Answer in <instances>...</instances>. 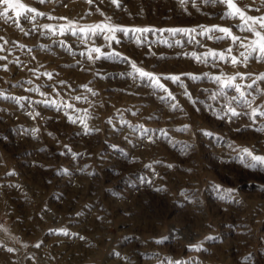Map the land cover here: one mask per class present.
Listing matches in <instances>:
<instances>
[{"label": "rangeland", "instance_id": "rangeland-1", "mask_svg": "<svg viewBox=\"0 0 264 264\" xmlns=\"http://www.w3.org/2000/svg\"><path fill=\"white\" fill-rule=\"evenodd\" d=\"M20 2L45 15L0 17V264H264V164L243 151L264 156V116L250 115L264 111V80L246 87L264 59L192 55L231 46L243 61L249 49L201 34L219 25L249 44L243 21L205 0ZM238 7L264 16V0ZM107 24L151 31L69 30ZM131 62L175 100L129 75ZM215 76H236L245 96Z\"/></svg>", "mask_w": 264, "mask_h": 264}, {"label": "snow or ice", "instance_id": "snow-or-ice-1", "mask_svg": "<svg viewBox=\"0 0 264 264\" xmlns=\"http://www.w3.org/2000/svg\"><path fill=\"white\" fill-rule=\"evenodd\" d=\"M41 2H44V0H41ZM89 3L92 2V0H88ZM182 3L186 2V0H181ZM205 2H215V3H220V4H225L227 6V8L229 9V11H227L225 13L226 16L228 17H232V18H239L241 21H243L244 27L243 30L250 32L252 34L253 37H255V39H253L251 41V43L249 44H245L244 41L247 40V37H240L238 35H235L232 33L231 29L228 27H221L219 25H214L208 28H205L203 30V32L201 34L203 35H208L209 39H229L231 41L232 44H238L240 47H244L245 49H249L250 51L247 52V54H245V52H241L240 53V57H243V61H241L238 57L236 56H230L231 52H232V48L231 46L226 49L225 51H215V50H209V52L205 55L201 56H196L195 53H193L192 55L197 59V60H203V62H207L208 58L211 57L213 60H223L225 62H227L229 60H231V63L233 65L237 64V63H241V62H246L253 53H257V59H264V31H260L257 29V25L259 26V29H264V16L261 17H253V16H248L246 15V11L244 9H241L240 7H238V0H205ZM113 4H116L119 7V3L118 0H112ZM192 3L195 4V0H192ZM0 5H4L5 7L3 8V11H0V17H4L6 20L9 18V11L10 10H15V17L17 18V26H19V19L21 16H23V18L25 20H29V21H35L37 16H43L45 15L44 13H40L38 12L36 9H33L31 7L26 6L25 4L21 3L20 0H0ZM247 5L245 6V9H247ZM28 13H32L33 15L29 16ZM44 28L48 29L49 31H54L50 26L48 25H44ZM72 31L73 35L77 34V31H79L80 33H83L85 36V39L87 38L88 34H92L95 35L97 34V30L100 33H104L105 34V38L108 39L109 41H113L116 39L115 37V33L116 32H123L125 34H129V33H134V32H140V33H144V32H148L151 31V29H127V28H123L120 26H114L111 24H107V25H95V26H89V28L87 29H79V30H73V29H69ZM65 31V29H61V34H63V32ZM168 31L172 32L173 34L176 33H189V32H195V29H169ZM215 32H220L223 33L222 36H213V35H209V33H215ZM27 34V33H26ZM2 39V38H0ZM139 40V38H137ZM3 50V47L0 46V51ZM95 52L99 55H103V53L101 52V49L98 47L92 48L89 50V52L87 53V58L88 59H94V57L92 56V53ZM229 54V55H226ZM85 53H81V55H84ZM99 55H97L95 58H99ZM120 54L119 53H115L113 52L111 54V57H119ZM0 59H6V57H0ZM127 59V58H125ZM131 67L134 70V73H129V75H133V78L135 79L136 76H138L140 79H147L149 81V86L157 88L161 91H164L165 93H167L166 96L161 97L162 100H175V96L172 95L171 92H168L167 88L160 83L161 77L157 76L154 73H150L147 71H144L142 68L138 67L135 62H131ZM5 70L6 67H5ZM46 75H48L49 79H51V73H47ZM191 76V74H188ZM236 76H240L241 79L244 78L243 74L237 73ZM236 76H232L229 77L227 80H221L220 76H215L212 77V79L217 82L218 84H220L222 87H232L234 88V90L236 92L239 93L240 97H244L245 96V92L241 89V86L239 84H234L233 82L236 79ZM165 79H171L173 82H178L180 81V76H168V77H164ZM192 79H197V77L195 76H191ZM257 80H264V75L258 76L255 80L252 81L251 84L246 85L247 88H252L256 83ZM183 86V85H182ZM86 87V86H85ZM89 91H91V89H89ZM95 94V93H93ZM185 95L189 96V99H191V96L189 93L185 92ZM19 99H25V98H17V102H19ZM75 99L79 100L81 99V97L77 96L75 97ZM212 99H216L215 96L212 97ZM233 99H235V97H233ZM193 103H195V101H193ZM67 107H72V105H67ZM171 107L173 108V110H175L176 108L179 107L178 104H172ZM249 107H251V104H249ZM225 112L226 114L230 113L231 116L236 117L241 115L240 112H237L235 107L231 106V103H229L228 105L225 106ZM245 115H249V113H244ZM250 115L252 117H255L257 115L260 116H264V111H259L258 109L253 108ZM69 119H71V117H69ZM75 123V121H73ZM83 123V121H81ZM85 129H87V124L84 125ZM187 125H185V128L182 130H186L187 129ZM244 153L247 154L248 157H250L251 159V164L250 166L255 167L257 164H264V156H257V155H253L247 148L243 149ZM241 162L243 161V158H241ZM230 191V190H229ZM65 235H67V233H64ZM37 247H39V245H36ZM8 251H13V249L9 248Z\"/></svg>", "mask_w": 264, "mask_h": 264}]
</instances>
